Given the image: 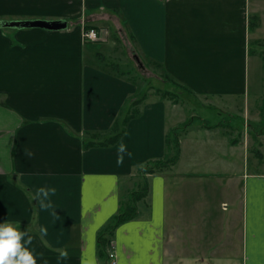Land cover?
<instances>
[{"label": "crops", "instance_id": "crops-1", "mask_svg": "<svg viewBox=\"0 0 264 264\" xmlns=\"http://www.w3.org/2000/svg\"><path fill=\"white\" fill-rule=\"evenodd\" d=\"M263 11L264 0H0V22L67 24L55 31L0 26V224L28 232L32 242L25 236L22 243L37 264H105L97 236L138 189L139 171L167 156L170 130L196 118L192 104L230 110L249 93L250 47L264 40ZM99 27L109 29L107 41L83 39L85 29ZM100 47L126 54L130 47L133 57L152 67L142 77L127 69L125 56L120 67ZM161 72L179 86L164 81ZM154 89L176 99H163ZM178 99L189 101L185 110L192 115L179 124L177 116H184L173 103ZM259 109L252 124L263 122ZM125 116L130 119L122 126ZM199 120L194 130H180L176 164L147 176L149 194L139 202L137 218L111 235L116 264H213L226 252L225 264H264V172L256 169L264 156L259 151L260 161L249 160L248 142L237 144L234 130ZM115 122L124 133L114 145L85 149V133L106 135ZM262 141L264 135L260 147ZM120 143L132 155L117 166ZM242 149L248 154L243 166L236 163ZM206 164L222 165L219 178H227L230 193L235 190L226 243L216 235L201 256L168 255L165 245L171 249L173 240L170 235L166 242V234L174 218L190 224L201 219L191 193L178 208H168V179L201 174ZM247 164L255 169L249 172ZM40 187L56 189L51 209L41 210L34 198ZM65 250L68 258L58 260Z\"/></svg>", "mask_w": 264, "mask_h": 264}, {"label": "rangeland", "instance_id": "rangeland-1", "mask_svg": "<svg viewBox=\"0 0 264 264\" xmlns=\"http://www.w3.org/2000/svg\"><path fill=\"white\" fill-rule=\"evenodd\" d=\"M255 21L257 25L260 22L259 19ZM262 24L264 25V19H262ZM260 35L262 38H264V26L260 31ZM100 48H105L106 51L104 52V55L109 61L116 62L120 67H124L123 62L120 60L123 55L125 56L127 69L134 68L136 73L142 77L147 75L148 70H146L144 67L141 69L136 64L130 47H125L127 49L128 55L124 51H121L120 47H110L109 50L106 47ZM114 48H116V51L118 52L115 53L112 50ZM250 48L252 50V58H250L249 61L250 83L249 93L246 94L245 99H236L234 102V108L230 107V110L222 107H200L198 104H192V109L195 110L193 111L194 113L192 115H195L196 118H190L183 125H186V127L191 125V129L194 130L197 125L201 124L199 119L206 121L207 125H224L226 127H222L223 129L228 128L229 130L235 131L234 136L236 137L237 144L240 142L243 143L245 140L248 142V149L251 151L249 152V160L256 159L257 161H260V158H262L260 153L264 156V141H262V147H260V137L264 135V40L261 45L252 44ZM119 51L122 53L118 55ZM151 90L152 89H150V91ZM152 93L153 92L151 91L150 94ZM183 95H185V93H183ZM185 96L189 95L186 94ZM173 103L179 106L178 109L181 112L180 114L184 116H177V124L182 123L185 119L192 116L188 114V110H185L188 107L187 104H190L189 101H184L183 99L180 101L178 99L175 102L173 101ZM259 108H262V117L257 118L259 121L263 122L257 125L255 123L252 124L251 120L254 119V112H256L255 110H260ZM119 127L120 126L118 125V128ZM215 138L221 140L220 131L217 132ZM203 142L204 140H200L199 144L202 145ZM247 158V149L246 151H243V149L240 151L237 150V165H246V163H244V159L246 160ZM186 159L188 160L189 157ZM261 160L262 161L259 162V165L256 169L259 172H264V157ZM221 166L222 165L218 164L200 165L198 169L200 171L198 172H201V174L193 176L189 175L187 178H180L178 176L172 175V179H168L171 180L168 183L169 186L167 187V192L169 194L168 208H178L181 197L185 198L187 193H191L193 202H196L199 209L201 210V219L198 222H191L190 224L188 221L180 222V218H174V222L171 224L172 227L167 229L166 234V242L169 241L170 235L172 236V251L169 245L166 244L165 247L170 250L166 254L179 258L201 256L206 252L207 248H209L217 240V238H214L216 235L224 238L223 242H225L227 239L228 229L226 222L230 219L229 217H232L231 212L234 208L232 206V202L235 197V190L233 193H230L227 190L228 186H225L227 178H219V175L222 171ZM247 166L249 168V172L255 169L254 165L249 166L247 164ZM178 168L181 169V166L179 165ZM238 170L239 169L237 167V171ZM176 172H178V170H176ZM195 187H197V189ZM203 189L205 195L201 193ZM215 192L218 193L214 196L213 194ZM237 192H240L242 196L241 188L236 189V193ZM239 205L237 204L235 206ZM176 216H178V212L176 213ZM216 225H220V227L213 228ZM200 226L204 227L200 229ZM227 256V252L221 254V257L224 259L221 261H214L213 264H225L227 262ZM232 256L237 258V252H235Z\"/></svg>", "mask_w": 264, "mask_h": 264}, {"label": "trees", "instance_id": "trees-1", "mask_svg": "<svg viewBox=\"0 0 264 264\" xmlns=\"http://www.w3.org/2000/svg\"><path fill=\"white\" fill-rule=\"evenodd\" d=\"M134 60L136 64L143 69V67L147 70L152 67V63H143L137 56H134ZM111 68H116V65H111ZM161 68V67H160ZM160 70V69H159ZM162 79L166 82H170L174 85L179 86V84L172 79L165 72H161ZM130 78L133 77V72H129ZM134 80H137L134 79ZM155 90V89H154ZM155 92L160 93L162 98L170 97L176 99L175 94L171 91H161L156 89ZM133 108H136V102L132 104ZM130 116H125L122 120V126H125ZM186 127L183 125L179 128L171 129L166 137V150L167 156L162 160L151 161L147 163L140 171V185L137 190H134L130 193L129 197L119 204V208L116 214L107 222V224L103 227V229L99 232L97 236V252L98 256L103 260L106 257L107 246L111 240V235L115 231V229L131 220L137 218L138 215V203L144 200L149 194V185L147 182V176L155 173H162L170 167H173L179 157V134L180 130ZM124 133V129L118 128V123L115 122L114 126H112L111 130L107 132L106 135L100 133H85V137L89 140L85 143V149L91 148L96 145L103 146H112L116 143V141L120 138V136Z\"/></svg>", "mask_w": 264, "mask_h": 264}, {"label": "clouds", "instance_id": "clouds-1", "mask_svg": "<svg viewBox=\"0 0 264 264\" xmlns=\"http://www.w3.org/2000/svg\"><path fill=\"white\" fill-rule=\"evenodd\" d=\"M28 155H31V153ZM125 155L131 157L132 154L127 152V148L124 143H120L117 154V166H121L123 164ZM55 194L56 189L54 187H40L37 189L34 198L38 200L41 210H48L53 207L49 197ZM52 214L55 215V212ZM40 234L41 236H46L47 229L45 227H41ZM25 236L28 237L26 243L30 244L32 242V237L28 235L27 231H18L17 228L8 222L0 224V264H37L36 258L22 243ZM67 258V251H61L58 260H65ZM45 264H47L46 261Z\"/></svg>", "mask_w": 264, "mask_h": 264}, {"label": "water", "instance_id": "water-1", "mask_svg": "<svg viewBox=\"0 0 264 264\" xmlns=\"http://www.w3.org/2000/svg\"><path fill=\"white\" fill-rule=\"evenodd\" d=\"M64 21H13V22H0L2 28H41L48 31L63 30L66 28Z\"/></svg>", "mask_w": 264, "mask_h": 264}, {"label": "built area", "instance_id": "built-area-1", "mask_svg": "<svg viewBox=\"0 0 264 264\" xmlns=\"http://www.w3.org/2000/svg\"><path fill=\"white\" fill-rule=\"evenodd\" d=\"M82 37L85 41L93 42V43H103L107 41L109 37V31L106 28H99V29H88L84 30ZM114 243H110V249L108 252V260L109 264H116L115 254L113 251Z\"/></svg>", "mask_w": 264, "mask_h": 264}]
</instances>
